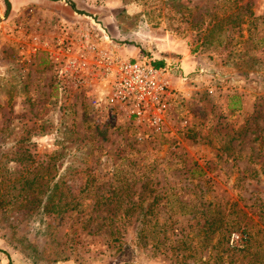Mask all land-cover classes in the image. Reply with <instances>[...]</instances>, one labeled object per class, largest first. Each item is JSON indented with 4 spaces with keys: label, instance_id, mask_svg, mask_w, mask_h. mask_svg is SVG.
Returning <instances> with one entry per match:
<instances>
[{
    "label": "rangeland",
    "instance_id": "rangeland-1",
    "mask_svg": "<svg viewBox=\"0 0 264 264\" xmlns=\"http://www.w3.org/2000/svg\"><path fill=\"white\" fill-rule=\"evenodd\" d=\"M10 2L0 264H264V0ZM100 51L179 65L159 130L66 71Z\"/></svg>",
    "mask_w": 264,
    "mask_h": 264
},
{
    "label": "built area",
    "instance_id": "built-area-1",
    "mask_svg": "<svg viewBox=\"0 0 264 264\" xmlns=\"http://www.w3.org/2000/svg\"><path fill=\"white\" fill-rule=\"evenodd\" d=\"M82 35L86 37L88 31ZM87 57L91 56L81 52L68 58L66 71L91 73L93 76L95 73L99 80L97 99L120 104L131 115L145 118L159 130L172 97L166 75L170 70L177 72L179 66L166 63L157 67L151 59L139 62L135 58H121L112 51H100L91 58Z\"/></svg>",
    "mask_w": 264,
    "mask_h": 264
},
{
    "label": "trees",
    "instance_id": "trees-1",
    "mask_svg": "<svg viewBox=\"0 0 264 264\" xmlns=\"http://www.w3.org/2000/svg\"><path fill=\"white\" fill-rule=\"evenodd\" d=\"M5 2H6V5H7V10H6V14L9 12V9H10V7H11V2H10V0H5ZM151 63L153 64V65H155V66H157V67H161V66H163V64H164V61H162V60H151ZM208 212L209 211H206L205 212V216L208 214ZM214 223L212 222L211 223V221H210V223H208V225H206V226H203L202 227V230H212V225H213ZM234 224H229V225H227L226 227H223L222 228V231H225V230H227V232H228V235L230 236V234L232 233V229L234 228V226H233ZM214 231H216L217 230V228H214L213 229ZM204 233H205V235H207L208 234V231H204ZM220 236H221V238L220 239H218L216 242H214L213 244H212V248H216V247H218V246H222L223 247V245H224V243H225V241H226V244H227V239L228 238H225V233L224 232H222L221 234H220ZM225 241H224V240ZM206 240H211V238H209V237H207L206 238ZM223 251H228V247H226L225 249H222L220 252H218V256L216 257V263L215 264H225L224 263V260H225V257H224V252ZM210 259V256L208 257V259L207 260H204V261H202V263H204V264H207L208 263V260ZM260 260H258V259H255V260H253V262H252V264H256V263H258ZM249 263V262H248ZM9 264H14L12 261H10L9 262ZM228 264H230V263H228ZM242 264H246V263H242Z\"/></svg>",
    "mask_w": 264,
    "mask_h": 264
},
{
    "label": "crops",
    "instance_id": "crops-1",
    "mask_svg": "<svg viewBox=\"0 0 264 264\" xmlns=\"http://www.w3.org/2000/svg\"><path fill=\"white\" fill-rule=\"evenodd\" d=\"M169 49L170 50H172V52L171 51H168L167 53H169V54H173V55H175V53H180V54H178V55H180L181 57H179V56H177L176 58V60L179 62V65H180V67H188L189 69H190V65H191V63H192V61H188V57H187V52H186V50L185 49H183V48H178L175 44H171L170 46H169ZM134 51V50H133ZM173 51H175V52H173ZM136 53L137 52H135L134 51V54L133 55H136ZM170 58H175L174 56L173 57H170ZM169 57H165V56H163V59H162V61H164V64H166V63H170L169 62ZM163 64V65H164ZM178 65V66H179Z\"/></svg>",
    "mask_w": 264,
    "mask_h": 264
}]
</instances>
